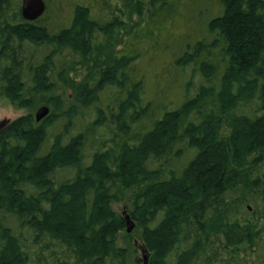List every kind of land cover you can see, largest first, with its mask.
I'll use <instances>...</instances> for the list:
<instances>
[{
	"label": "trees",
	"instance_id": "obj_1",
	"mask_svg": "<svg viewBox=\"0 0 264 264\" xmlns=\"http://www.w3.org/2000/svg\"><path fill=\"white\" fill-rule=\"evenodd\" d=\"M43 2L0 0V264H264V0Z\"/></svg>",
	"mask_w": 264,
	"mask_h": 264
},
{
	"label": "water",
	"instance_id": "obj_2",
	"mask_svg": "<svg viewBox=\"0 0 264 264\" xmlns=\"http://www.w3.org/2000/svg\"><path fill=\"white\" fill-rule=\"evenodd\" d=\"M45 10L43 0H21L20 13L24 20L32 22L39 18ZM48 114L47 107H40L35 112V120L38 122L46 117ZM126 233L129 234L134 229V224L126 216L125 218Z\"/></svg>",
	"mask_w": 264,
	"mask_h": 264
},
{
	"label": "rangeland",
	"instance_id": "obj_3",
	"mask_svg": "<svg viewBox=\"0 0 264 264\" xmlns=\"http://www.w3.org/2000/svg\"><path fill=\"white\" fill-rule=\"evenodd\" d=\"M24 114H26V111L23 109H18L15 108L13 105H11L8 101H5L4 99H0V128H2L4 125H6L7 123L13 121L14 119L23 116ZM115 209H119L118 211H122L121 207L118 206H114ZM123 243L125 242L124 239ZM132 241V245L136 248L135 251L133 253H129L131 255V257L129 258L130 264L133 263V260L135 257L138 258H142L143 259V264H148V259L145 256V254L143 255L142 253V249L139 246V242L138 240L133 237Z\"/></svg>",
	"mask_w": 264,
	"mask_h": 264
}]
</instances>
